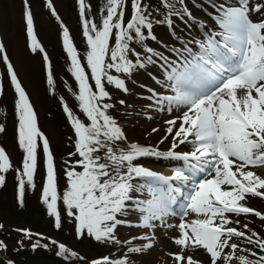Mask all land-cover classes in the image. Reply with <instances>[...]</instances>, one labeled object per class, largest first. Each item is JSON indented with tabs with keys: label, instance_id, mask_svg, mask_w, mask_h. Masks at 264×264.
Wrapping results in <instances>:
<instances>
[{
	"label": "snow or ice",
	"instance_id": "1",
	"mask_svg": "<svg viewBox=\"0 0 264 264\" xmlns=\"http://www.w3.org/2000/svg\"><path fill=\"white\" fill-rule=\"evenodd\" d=\"M76 4L83 54L54 0H45L62 29L76 82L69 91L79 114L61 97L74 131L61 162L64 187L49 139L0 39V96L6 73L22 150L17 166L0 146V189L14 172L23 208L25 189L35 191L43 166L41 201L54 228L116 251L88 258L57 237L15 228L22 233L19 249L27 239L32 252L51 253L60 264H145L163 237L177 249L167 253L172 264H264V227L257 231L250 226L254 221L239 219L264 222V211L249 203L264 201V0H198L192 6L189 0H104L98 17L90 0ZM22 6L28 46L43 54L55 93L53 65L37 36L30 0ZM177 21L189 29L186 35L177 33ZM157 26L170 30L166 39ZM141 74L151 83L139 81ZM136 101L149 120L154 112L169 116L155 143L130 138L120 122V109L128 115ZM7 131L0 122V134ZM159 131L152 127L147 134ZM149 158L169 162V171L148 166ZM8 250L0 239V252ZM0 264L16 262L5 257Z\"/></svg>",
	"mask_w": 264,
	"mask_h": 264
},
{
	"label": "rangeland",
	"instance_id": "2",
	"mask_svg": "<svg viewBox=\"0 0 264 264\" xmlns=\"http://www.w3.org/2000/svg\"><path fill=\"white\" fill-rule=\"evenodd\" d=\"M4 1V0H3ZM18 1V0H17ZM147 3H158L159 0H145ZM198 3V2H197ZM196 13L198 18L202 17V13L193 10ZM156 16L155 13H153ZM157 19H160L159 16H156ZM155 30L158 33V36L164 37L165 39L168 36V33L162 27H156ZM189 29L185 24L177 21V33L186 35ZM81 49V48H80ZM83 54V50H80ZM38 60V56H33ZM139 81L148 82V79L145 75L141 74L138 77ZM58 88L59 86L55 84ZM61 92V90L59 89ZM139 91V90H137ZM5 99L0 101V122L6 124L8 129L7 134H0V146H4L8 151L13 164L19 166L22 158V150L19 149L16 141V117L14 114V101L7 99L12 95H6ZM70 107H75L72 105V101L66 100ZM44 102V101H43ZM140 101L135 102V110H129L128 115H124V109H120V122L125 126L126 130L129 132V136L132 139H136L142 143H155L159 136L164 133V124L163 121L169 118L167 113H155L153 114V119H147V115L142 116L143 112L139 111ZM45 105L48 102H44ZM40 111V110H39ZM77 114H79L78 109H76ZM52 107L48 114H41L42 130L43 133L47 136L50 143L52 144V151L55 155L57 162V171L60 174V186L61 189L64 187V178H63V167L62 160L67 159V153L72 149V140L74 135L68 136V130L72 133L74 131L71 129V126L67 121H64L65 131L61 129L60 124H53L52 121ZM66 122V123H65ZM160 128V133L154 137H150L147 133L150 131L154 125ZM51 129V130H50ZM56 132V134H52ZM70 134V133H69ZM62 136L66 139L57 138ZM62 141V142H61ZM50 144V145H51ZM161 147H164L162 145ZM151 159V158H149ZM147 165L155 169V165L152 164V161H146ZM171 166V164H170ZM163 169H165L163 167ZM157 170H159L157 166ZM43 166L38 169L36 176V188L33 191L31 188L26 187L25 189V206L20 208L17 204V189H16V174L10 172L7 177L6 186L0 189V223L5 224V230H0V239H6V242L9 245V250L5 252H0V260H4L5 257L13 259L16 264H60L59 259L54 257L51 253L45 252L38 249L36 252H32L29 245V241L25 239V247L19 249V245L16 243L17 240L22 238V233L16 232L15 228H31L33 232L44 233L47 236L57 237L64 242L69 243L71 246L76 248L81 252L82 255L88 258H95L99 255L107 254L109 251L115 254V249L104 248L98 244H93L89 241L77 242L74 237L69 236L66 230L57 231L54 228L53 218H51L47 212L45 206L41 201V186L43 183ZM10 181V182H9ZM9 182V183H8ZM9 185V190L7 186ZM250 206L257 208L258 210L264 211V203L257 199L250 200ZM242 222L246 220H252L254 223L250 225L254 227L257 231H260L264 227V222L257 220L254 216L249 217H240ZM174 234V231L173 233ZM35 239V238H34ZM47 242V241H45ZM13 249H19V251H14ZM155 253L152 256L148 255L144 258L145 264H172L171 258L167 255L168 252L177 251L174 245L167 239L161 237L159 243L154 247ZM28 254L37 257H27ZM87 261H76L75 264H86Z\"/></svg>",
	"mask_w": 264,
	"mask_h": 264
},
{
	"label": "bare ground",
	"instance_id": "3",
	"mask_svg": "<svg viewBox=\"0 0 264 264\" xmlns=\"http://www.w3.org/2000/svg\"><path fill=\"white\" fill-rule=\"evenodd\" d=\"M30 1L32 4L37 31L48 48V53L51 57L53 65L57 68L56 76H59L61 78L62 76L68 77L65 78L64 85L67 89H69L71 86H74V88H76L75 79L74 77H72L69 71L71 61L66 51L63 49L61 30L53 23L52 20L49 19V16L46 15V13L43 11L40 0ZM18 2L19 4L21 3L20 1ZM18 2L17 0H5L6 9L8 11L7 14H4L0 4V27L4 39L3 41L6 45V48L8 49V53L12 59L13 64L17 68L25 86L31 92L32 98L41 114L43 115L45 113L46 108L44 102H52L53 109H61L60 112L56 111L52 120H55L56 123H60L61 119H64L63 117L65 115L63 111V105H61L60 99L57 97L56 93H53L49 90L45 78L39 76L36 61L31 56H29L26 51V36L24 35L25 26L23 24L24 20L22 14H18ZM90 2L92 4L91 14L98 17L99 14L97 12V9L104 3V0H90ZM54 3L57 5L58 13L61 15L62 19H65L73 40L75 39L77 45L85 49V39L82 36V28L80 27V29L78 30L75 24L76 19L80 22L76 0H54ZM36 80H38L39 84L41 83V81L43 82L44 91L41 90L38 86L37 88L33 87ZM32 88L38 90V94L34 90L36 96L33 95ZM66 93L68 92L66 91ZM52 120H49V122ZM154 126L158 127L161 125L159 124ZM159 133L160 132L155 133L150 137H154ZM160 136H162V134ZM167 164L168 163H166V165ZM155 251L156 250L149 251L148 257L152 256ZM27 257H37V254H35V256L28 254Z\"/></svg>",
	"mask_w": 264,
	"mask_h": 264
}]
</instances>
